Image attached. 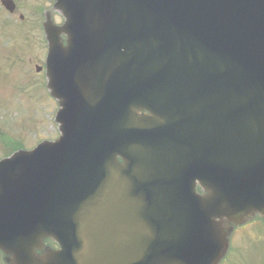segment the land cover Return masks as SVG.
<instances>
[{
    "label": "water",
    "instance_id": "95a60500",
    "mask_svg": "<svg viewBox=\"0 0 264 264\" xmlns=\"http://www.w3.org/2000/svg\"><path fill=\"white\" fill-rule=\"evenodd\" d=\"M59 6L72 42L66 50L48 29L47 70L62 138L0 163V241L29 179L36 189L56 185L58 200L83 191L110 200L115 224L106 230L103 220V240L117 242L112 261L220 264L230 247L225 225L264 217V0ZM153 105L165 115L142 121L137 112ZM162 136L182 152L158 154ZM155 158L163 180L152 174Z\"/></svg>",
    "mask_w": 264,
    "mask_h": 264
},
{
    "label": "rangeland",
    "instance_id": "374dc122",
    "mask_svg": "<svg viewBox=\"0 0 264 264\" xmlns=\"http://www.w3.org/2000/svg\"><path fill=\"white\" fill-rule=\"evenodd\" d=\"M19 1L23 15L27 17L25 31H30L33 35L25 37L24 42L21 41L12 28L3 26L13 21L1 13L0 37H4V41L11 46L24 44L25 69L23 68L22 76H19L16 74L17 66L11 65L12 56H0V127L2 126L7 142L10 139L32 148L39 141L55 140L58 131L55 122L58 104L49 93L45 76L35 74L36 66L43 65L41 58L46 53L45 43L40 32H35L32 27V13L35 9L49 11L52 4L48 0ZM7 151L9 150L0 144V160L7 156ZM261 252L264 257V226L259 221L233 233V250L230 254L233 260L241 259L242 263H248L254 259L257 264H262Z\"/></svg>",
    "mask_w": 264,
    "mask_h": 264
},
{
    "label": "flooded vegetation",
    "instance_id": "af4514ba",
    "mask_svg": "<svg viewBox=\"0 0 264 264\" xmlns=\"http://www.w3.org/2000/svg\"><path fill=\"white\" fill-rule=\"evenodd\" d=\"M15 3L17 4V2ZM17 12L18 8L13 14L7 13V15L14 20H20V23L24 24L25 18L21 13L18 14ZM47 15L51 16L49 14ZM51 18H54L57 24L63 22L58 14H54ZM15 26L18 30V36L20 35L21 38H24V30L21 29V25L15 24ZM63 41H65V38H63ZM20 50V47H17L5 51V54L12 56L11 64H14L15 60L18 63L21 60ZM2 53L3 50H0V55ZM70 242V240L59 238L52 231L41 229L34 232L33 240L28 242L32 251V255L29 258H20L8 253L7 249H0V264H32V262H39L40 264H72V258L68 256Z\"/></svg>",
    "mask_w": 264,
    "mask_h": 264
}]
</instances>
